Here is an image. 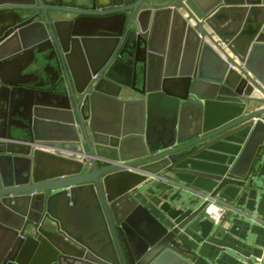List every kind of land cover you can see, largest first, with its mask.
I'll list each match as a JSON object with an SVG mask.
<instances>
[{"label": "water", "instance_id": "water-1", "mask_svg": "<svg viewBox=\"0 0 264 264\" xmlns=\"http://www.w3.org/2000/svg\"><path fill=\"white\" fill-rule=\"evenodd\" d=\"M244 132L225 176L181 167ZM263 141L264 0H0V264H190L222 224L156 182L214 199Z\"/></svg>", "mask_w": 264, "mask_h": 264}, {"label": "crops", "instance_id": "crops-1", "mask_svg": "<svg viewBox=\"0 0 264 264\" xmlns=\"http://www.w3.org/2000/svg\"><path fill=\"white\" fill-rule=\"evenodd\" d=\"M35 70L36 67H29L24 74H35ZM248 132L215 144L181 167L225 176L242 154ZM246 170L247 181L243 186L227 185L211 200L208 197L219 183L208 178L173 174V182H156L162 189L160 192L173 200L174 207L181 208L190 202L198 207L216 202L221 208L222 228L216 235L212 233L202 239L199 234L190 233V264H252L264 255V141L256 148Z\"/></svg>", "mask_w": 264, "mask_h": 264}, {"label": "built area", "instance_id": "built-area-1", "mask_svg": "<svg viewBox=\"0 0 264 264\" xmlns=\"http://www.w3.org/2000/svg\"><path fill=\"white\" fill-rule=\"evenodd\" d=\"M207 211L209 215L215 219L216 223H219L222 220V211L216 202L209 203ZM252 264H264V255L256 258Z\"/></svg>", "mask_w": 264, "mask_h": 264}]
</instances>
